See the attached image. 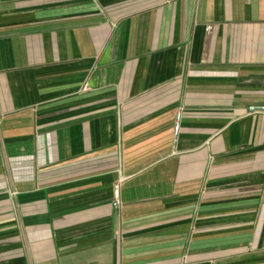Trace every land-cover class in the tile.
<instances>
[{"label":"crops","instance_id":"obj_1","mask_svg":"<svg viewBox=\"0 0 264 264\" xmlns=\"http://www.w3.org/2000/svg\"><path fill=\"white\" fill-rule=\"evenodd\" d=\"M263 108L264 0H0V264H264Z\"/></svg>","mask_w":264,"mask_h":264},{"label":"built area","instance_id":"obj_2","mask_svg":"<svg viewBox=\"0 0 264 264\" xmlns=\"http://www.w3.org/2000/svg\"><path fill=\"white\" fill-rule=\"evenodd\" d=\"M89 86L86 84L84 90L87 91ZM182 119H183V112L182 110L179 111L176 115V122H175V139L178 140L182 129ZM123 181L117 183L114 187V207L117 209H122L123 203L121 199V185Z\"/></svg>","mask_w":264,"mask_h":264},{"label":"water","instance_id":"obj_3","mask_svg":"<svg viewBox=\"0 0 264 264\" xmlns=\"http://www.w3.org/2000/svg\"><path fill=\"white\" fill-rule=\"evenodd\" d=\"M260 111H264V108L263 109H260Z\"/></svg>","mask_w":264,"mask_h":264}]
</instances>
